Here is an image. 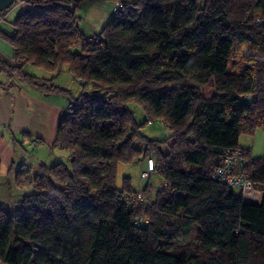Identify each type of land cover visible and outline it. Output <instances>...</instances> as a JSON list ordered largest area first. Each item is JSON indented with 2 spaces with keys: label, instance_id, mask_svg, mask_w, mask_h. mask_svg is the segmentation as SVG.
Returning a JSON list of instances; mask_svg holds the SVG:
<instances>
[{
  "label": "trees",
  "instance_id": "1",
  "mask_svg": "<svg viewBox=\"0 0 264 264\" xmlns=\"http://www.w3.org/2000/svg\"><path fill=\"white\" fill-rule=\"evenodd\" d=\"M79 1L14 0L28 7L11 35L0 31L14 50L0 71L69 100L52 143L67 162L8 169L32 191L16 212L0 203V263L264 264V155L238 146L264 131V0H113L92 36ZM64 70L79 93L55 83ZM158 121L168 134L149 138L142 125ZM233 148L246 159L233 172L262 192L258 204L212 177ZM148 159L161 178L153 194L150 180L115 186L118 164Z\"/></svg>",
  "mask_w": 264,
  "mask_h": 264
},
{
  "label": "rangeland",
  "instance_id": "2",
  "mask_svg": "<svg viewBox=\"0 0 264 264\" xmlns=\"http://www.w3.org/2000/svg\"><path fill=\"white\" fill-rule=\"evenodd\" d=\"M113 0H80L75 8L76 14L80 17V30L84 32L87 36H92L100 31L103 25L108 21V19L112 16L113 9L111 8ZM28 7L26 4H17L13 3L12 6L7 8V10L0 15V31L11 35L13 32V27L11 22L19 14L24 8ZM3 14V15H2ZM4 16V17H3ZM12 47L9 45L7 40L0 35V56L2 57L4 54L9 53L12 54ZM7 55V54H6ZM6 58V57H5ZM30 74H34L37 77H49L45 75H40L37 73V69L32 68L30 65L24 66ZM55 83L59 85H63L64 87L71 89L73 94H77L79 92L78 87L80 86L77 81L71 79L67 74V71L64 70L60 73V75L55 77ZM28 81L26 82V84ZM80 88V87H79ZM212 87H207L204 89L205 93H208ZM39 91V90H38ZM40 93V92H38ZM57 100L67 103L68 96L67 94H61L57 97ZM129 108L133 110L135 119L138 120L140 123L144 121L143 111L142 108L140 109L139 105L135 102L129 103ZM141 130L146 134L149 138H157V139H164V137L168 134L169 130L162 122H153L152 123H144L141 127ZM31 136V135H30ZM28 136L26 134H20V137L25 141L22 144V151H27L26 157H23L22 154L19 158L13 157V159L17 160L15 168L19 165L20 162H30L36 161L37 159H42L46 162V164L50 165L59 161L67 162L66 153L62 151L60 158H56L53 154H56V150L52 151L53 154L49 155L50 148L41 142V144L37 146H30L29 138H35V136ZM240 140L243 143V146L250 148L252 151V155L256 156H263L264 155V131L260 128H257L253 134H248L244 132L240 135ZM29 140V142H28ZM12 141V140H10ZM246 144V145H245ZM48 157V159H47ZM54 159V160H53ZM117 172H116V181L115 186L120 188L122 185V180L124 177H129L131 181V187L134 189H143L144 184L150 180L151 185L150 189L152 190L151 193H154L155 188L161 183V178L157 174H151L149 178L140 176V171L146 167L145 160H134L132 163H120L117 165ZM4 166L0 165V203L5 205L9 210L12 212H16L18 209L17 201L20 198L24 197L26 194H30L32 191V187L30 186H23L17 187L14 182V172L10 175H7ZM234 194L239 195V189L234 187L233 189ZM253 194L259 192V190L252 189ZM249 195V198H255V195ZM3 264V263H0Z\"/></svg>",
  "mask_w": 264,
  "mask_h": 264
},
{
  "label": "crops",
  "instance_id": "3",
  "mask_svg": "<svg viewBox=\"0 0 264 264\" xmlns=\"http://www.w3.org/2000/svg\"><path fill=\"white\" fill-rule=\"evenodd\" d=\"M6 54L2 57H6L9 61L14 62V50H12V54ZM30 66L37 69V73L40 75H52L39 67L33 65ZM24 69L26 70V68ZM67 74L71 79L75 80L71 74L68 72ZM58 96L59 95L57 94H46L42 90L37 89L30 82L26 84V81L21 80L18 77H8L5 72L0 71V165L4 166L3 168L7 172V175L12 174L13 172L15 173L14 169L18 159L15 160L13 157L19 158L21 154L23 157H26L27 155V151H22V149H24L22 144L25 141L20 137V134L35 136V138H29L30 142L28 140L32 147L41 144V142H43L44 145L49 146V155H52V151L56 150L57 155H53L56 158H60L62 151L64 153L65 150H61L52 145L56 137L57 119L68 103L57 100ZM240 139L238 146L243 149L247 148L242 145L243 143ZM33 141L36 143H33ZM65 153L67 154L66 151ZM250 154L252 155L251 149ZM24 162L25 161H22L19 164ZM41 162L46 163L42 159L25 163L35 168ZM11 166L14 168L12 172L8 170ZM253 193L254 192H251L243 198L245 201L258 204L261 201L263 194L261 191L256 194ZM252 194L255 195V198L248 197Z\"/></svg>",
  "mask_w": 264,
  "mask_h": 264
},
{
  "label": "built area",
  "instance_id": "4",
  "mask_svg": "<svg viewBox=\"0 0 264 264\" xmlns=\"http://www.w3.org/2000/svg\"><path fill=\"white\" fill-rule=\"evenodd\" d=\"M120 7L119 2L114 3V8L117 10ZM163 125L168 126L167 123H163ZM35 143V141H33ZM246 159L242 157L241 151L237 148L230 149L226 151L220 160V164L215 167L214 171L212 172V177L221 181L222 183L225 182L230 186L237 187L241 195H248L251 193L253 189V185L251 181L245 177L244 175H240L236 172H233L235 168L244 165ZM147 168L140 171V176L142 178L149 177L153 170V163L151 159L147 160ZM164 185V183H162ZM162 185V186H163ZM142 197V191H137L133 196H131V201L138 200L140 201ZM142 218H138L136 222H144Z\"/></svg>",
  "mask_w": 264,
  "mask_h": 264
},
{
  "label": "water",
  "instance_id": "5",
  "mask_svg": "<svg viewBox=\"0 0 264 264\" xmlns=\"http://www.w3.org/2000/svg\"><path fill=\"white\" fill-rule=\"evenodd\" d=\"M14 0H0V12L12 6Z\"/></svg>",
  "mask_w": 264,
  "mask_h": 264
},
{
  "label": "clouds",
  "instance_id": "6",
  "mask_svg": "<svg viewBox=\"0 0 264 264\" xmlns=\"http://www.w3.org/2000/svg\"><path fill=\"white\" fill-rule=\"evenodd\" d=\"M17 4H20V3H17ZM234 189V188H233ZM254 189V188H253ZM240 193V192H239ZM243 197H244V195H243Z\"/></svg>",
  "mask_w": 264,
  "mask_h": 264
},
{
  "label": "bare ground",
  "instance_id": "7",
  "mask_svg": "<svg viewBox=\"0 0 264 264\" xmlns=\"http://www.w3.org/2000/svg\"><path fill=\"white\" fill-rule=\"evenodd\" d=\"M167 127V129H168V126H166Z\"/></svg>",
  "mask_w": 264,
  "mask_h": 264
}]
</instances>
